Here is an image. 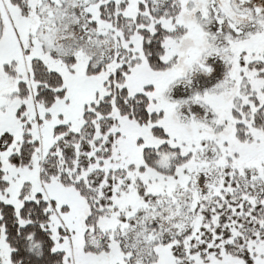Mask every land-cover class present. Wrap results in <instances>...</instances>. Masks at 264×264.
<instances>
[{"label":"snow or ice","instance_id":"obj_1","mask_svg":"<svg viewBox=\"0 0 264 264\" xmlns=\"http://www.w3.org/2000/svg\"><path fill=\"white\" fill-rule=\"evenodd\" d=\"M0 264H264V0H0Z\"/></svg>","mask_w":264,"mask_h":264}]
</instances>
